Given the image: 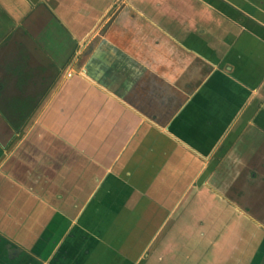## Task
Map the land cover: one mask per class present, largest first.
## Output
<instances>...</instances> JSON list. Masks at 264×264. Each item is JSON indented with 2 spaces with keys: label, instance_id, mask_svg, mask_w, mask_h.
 Returning <instances> with one entry per match:
<instances>
[{
  "label": "crops",
  "instance_id": "1",
  "mask_svg": "<svg viewBox=\"0 0 264 264\" xmlns=\"http://www.w3.org/2000/svg\"><path fill=\"white\" fill-rule=\"evenodd\" d=\"M0 264H264V0H0Z\"/></svg>",
  "mask_w": 264,
  "mask_h": 264
},
{
  "label": "built area",
  "instance_id": "2",
  "mask_svg": "<svg viewBox=\"0 0 264 264\" xmlns=\"http://www.w3.org/2000/svg\"><path fill=\"white\" fill-rule=\"evenodd\" d=\"M68 76H70V73H68Z\"/></svg>",
  "mask_w": 264,
  "mask_h": 264
}]
</instances>
